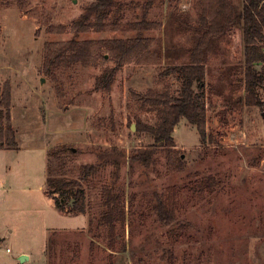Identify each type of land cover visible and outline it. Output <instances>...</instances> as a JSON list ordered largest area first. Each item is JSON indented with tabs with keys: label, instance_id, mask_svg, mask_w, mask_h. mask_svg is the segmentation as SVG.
<instances>
[{
	"label": "rangeland",
	"instance_id": "rangeland-1",
	"mask_svg": "<svg viewBox=\"0 0 264 264\" xmlns=\"http://www.w3.org/2000/svg\"><path fill=\"white\" fill-rule=\"evenodd\" d=\"M93 1L0 0V87L12 84L18 142L17 148L0 150V264H264V104L248 106L243 100L240 25L215 40L208 53L205 101L211 138L203 144L196 126L182 119L174 132L182 166L162 150L153 166L122 160L118 187L126 197L128 218L125 229L117 226L116 251L108 248V234L96 221L90 232L88 215L56 207L47 192L49 150L70 146L55 158L53 175L77 178L81 164L98 161L99 150L116 147L129 154L152 143L137 123L155 124L157 112L132 91L170 88L178 95L179 76L162 72L186 63L199 36V0H165L149 14L162 27L146 33L162 41L160 63L125 65L110 93L95 91L94 84L106 65L114 66L111 60L61 68L55 78L45 74V42L74 36L70 29L53 33L49 28L69 27ZM234 3L242 8V0ZM125 18L136 19V10L130 8ZM134 35L107 30L78 38ZM259 93L264 103V85ZM112 170L109 164L84 185L95 220ZM169 193L178 219L171 226L157 205L159 199L166 204ZM50 238L54 245L48 252ZM123 240L126 251L121 250ZM22 255L28 256L24 262Z\"/></svg>",
	"mask_w": 264,
	"mask_h": 264
},
{
	"label": "trees",
	"instance_id": "trees-1",
	"mask_svg": "<svg viewBox=\"0 0 264 264\" xmlns=\"http://www.w3.org/2000/svg\"><path fill=\"white\" fill-rule=\"evenodd\" d=\"M164 3L165 0H95L88 3L69 27L61 24L49 28L53 33L70 29L74 36L70 40L45 42L42 71L55 78L58 77L56 72L61 68L76 64L89 67L98 64L100 59L111 60L114 66H105L95 79L94 90L112 92L117 73L125 65L133 62L155 65L161 62L164 56L161 39L154 41L146 36V33L162 27L161 22L150 19L149 14L155 5ZM198 6L200 15L196 28L199 36L190 50L189 60L183 64L171 65L162 72L164 75L179 76V94H173L170 88L148 89L145 93L132 91L136 100L157 112L158 120L155 124L137 123L138 130L148 133L152 143L132 148L129 154L116 147L99 150L98 161L81 164L77 178L53 175L55 158L58 159L63 152L71 150V147L61 145L49 150L51 162L47 192L54 199L56 207L66 212L69 206V211L88 215L91 233L94 232L93 224L96 221L97 227L103 228L108 234V248L113 251L118 248L117 226L125 229L128 218L126 197L118 187L122 160L128 159L131 166L135 163L153 166L162 150L169 156L174 155L182 166L183 159L174 138L175 129L182 119L196 126L203 144L211 138L207 133L208 110L205 101L208 53L214 41L222 38L233 26L240 25L243 31V100L248 106L264 104L259 93V87L264 85V0H242L241 9H237L234 0H199ZM130 8L136 10L137 18L134 20L125 18ZM107 30L131 31L135 35L99 40L78 38L82 33ZM259 63L263 64L260 70L257 68ZM17 147L16 130L12 127V84L6 81L0 87V150ZM109 164L113 166V170L109 181L102 188L103 210L95 220L90 218L84 185L99 176L101 170ZM173 195L169 193L166 204L162 199H159L157 204L161 218L170 226L178 222ZM71 202L74 203L70 205ZM170 233L172 234L171 231ZM173 233L175 234V230ZM122 242L121 250L126 251V242ZM53 245V239L50 238L46 251L51 252Z\"/></svg>",
	"mask_w": 264,
	"mask_h": 264
},
{
	"label": "water",
	"instance_id": "water-1",
	"mask_svg": "<svg viewBox=\"0 0 264 264\" xmlns=\"http://www.w3.org/2000/svg\"><path fill=\"white\" fill-rule=\"evenodd\" d=\"M75 150H76V149H73V151H75ZM27 258H28L27 255H22V256L20 257V259H21L22 262H24L25 259H27Z\"/></svg>",
	"mask_w": 264,
	"mask_h": 264
},
{
	"label": "crops",
	"instance_id": "crops-1",
	"mask_svg": "<svg viewBox=\"0 0 264 264\" xmlns=\"http://www.w3.org/2000/svg\"><path fill=\"white\" fill-rule=\"evenodd\" d=\"M13 111H12V127L14 128V124H13Z\"/></svg>",
	"mask_w": 264,
	"mask_h": 264
}]
</instances>
